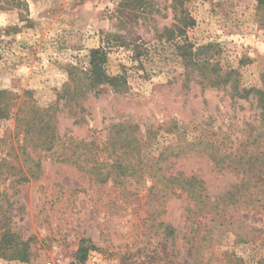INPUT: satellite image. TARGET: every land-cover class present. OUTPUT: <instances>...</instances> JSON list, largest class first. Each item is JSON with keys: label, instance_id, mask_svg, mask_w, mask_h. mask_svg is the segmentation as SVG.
<instances>
[{"label": "rangeland", "instance_id": "374dc122", "mask_svg": "<svg viewBox=\"0 0 264 264\" xmlns=\"http://www.w3.org/2000/svg\"><path fill=\"white\" fill-rule=\"evenodd\" d=\"M174 7L0 0V90L48 112L55 135L44 152L24 143L14 114L0 120V225L30 239L27 262L0 264H79L81 239L94 247L83 264H264V188L258 210L225 205L186 221L184 197L155 186L150 169L165 153L170 174L203 180L211 196L240 182L215 161L256 139L260 111L206 78L216 65L221 75L234 71L240 88L264 91V0H186L193 26L167 40ZM178 45L207 69L188 68ZM96 48L105 49L107 73L124 77L123 91H74ZM126 134L135 153L115 180L109 151L119 154L111 144Z\"/></svg>", "mask_w": 264, "mask_h": 264}, {"label": "trees", "instance_id": "16d2710c", "mask_svg": "<svg viewBox=\"0 0 264 264\" xmlns=\"http://www.w3.org/2000/svg\"><path fill=\"white\" fill-rule=\"evenodd\" d=\"M124 1V0H122ZM130 2L132 0H129ZM186 0H174L175 7L174 12L179 15L177 23L171 28H164V38L172 40L176 37L180 39L186 35V30L193 26V19L189 16L184 5ZM176 35V36H175ZM178 49L183 52V60L187 63V67L194 70L207 69L206 67H200L195 65L192 59L187 58L186 52L178 45ZM106 63V52L104 48H96L90 51L89 63L86 70H77V76L81 83L75 88L74 91L81 93L84 91H90L99 93L103 86H110L116 91H123L126 87V81L122 75H109L104 67ZM210 72L213 73V77H207V84L212 87H218L219 85L228 86L231 93V97L237 99L252 100L256 102V107L260 111L259 115V132L256 139L247 145L241 154L236 152L230 153L226 156V159L215 161L219 168L228 169L236 174L241 175V180L238 184L232 185L227 191L218 196H211L205 186V182L194 176H186L182 172H176L170 174L167 155L165 153L159 154V157L155 160L156 163L150 169L153 171L152 177L155 178V186H158L161 190L169 192V194L176 197H184L185 199V213L186 221L190 220V215L197 212L215 211L221 206L225 205H244L254 210H258L262 200L261 194H263L264 188V149L261 143L264 140V91L256 88H244L239 86L237 78L233 77L234 71H227L224 75H221V69L216 65L211 67ZM68 90L64 89L61 94H66ZM18 95L8 90H0V120L7 119L12 114L15 115L17 121H21L25 126L26 135L29 136L25 139L24 143L37 142V146H42L41 151L49 149L50 144L53 142L55 135L51 132V120L52 117L48 112L41 111L34 108L30 101L21 102L17 104ZM63 95H59L61 99ZM25 104V108L23 105ZM15 110V113L13 112ZM22 113H24L22 115ZM21 118V119H19ZM25 144L23 149H25ZM135 144V141L129 137L128 134L123 137L118 136L115 138L114 144H111V148L118 147L119 154L116 150H110L111 155H115V162L113 163L117 173L115 180H119L123 174L127 173L125 166L128 163L129 158L135 153V149L131 146ZM137 144V143H136ZM46 148H45V147ZM36 148L35 146H33ZM129 152H126V149ZM28 158L30 154H26ZM216 156V155H214ZM126 157V158H125ZM45 158V157H44ZM31 162H34L33 158H29ZM121 172L123 174H121ZM163 172V173H162ZM33 174V173H32ZM21 180L27 181L25 177H21ZM116 184V181H113ZM120 184L119 181H117ZM167 234L172 236L174 229L170 226L166 227ZM29 240L22 239L16 231H14L7 222L0 225V258L6 261H16L19 263H25L29 260ZM94 247L89 245V240L81 239L76 251V261L79 264H83L88 259L89 251Z\"/></svg>", "mask_w": 264, "mask_h": 264}]
</instances>
